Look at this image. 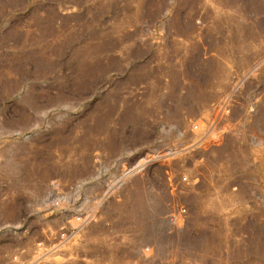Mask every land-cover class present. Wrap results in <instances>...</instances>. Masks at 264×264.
Masks as SVG:
<instances>
[{
    "label": "rangeland",
    "instance_id": "374dc122",
    "mask_svg": "<svg viewBox=\"0 0 264 264\" xmlns=\"http://www.w3.org/2000/svg\"><path fill=\"white\" fill-rule=\"evenodd\" d=\"M0 264H264V0H0Z\"/></svg>",
    "mask_w": 264,
    "mask_h": 264
},
{
    "label": "built area",
    "instance_id": "2783aa9c",
    "mask_svg": "<svg viewBox=\"0 0 264 264\" xmlns=\"http://www.w3.org/2000/svg\"><path fill=\"white\" fill-rule=\"evenodd\" d=\"M184 181H187V178H184ZM188 212L187 209L183 206L173 208L168 216L167 220L172 227L179 226L184 219L187 217ZM85 223L90 220V215L88 214H80L77 218H74V221ZM72 222H67L62 228L60 229L59 234L56 237V240L50 246H46L44 243L38 244V251H44L45 254L52 251H59L62 247L72 242L79 234L80 228L75 227ZM39 259L45 257V255L39 254Z\"/></svg>",
    "mask_w": 264,
    "mask_h": 264
},
{
    "label": "bare ground",
    "instance_id": "6f19581e",
    "mask_svg": "<svg viewBox=\"0 0 264 264\" xmlns=\"http://www.w3.org/2000/svg\"><path fill=\"white\" fill-rule=\"evenodd\" d=\"M68 201V200H67ZM67 204V203H66ZM60 207V206H59Z\"/></svg>",
    "mask_w": 264,
    "mask_h": 264
}]
</instances>
